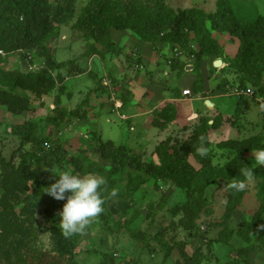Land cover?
Instances as JSON below:
<instances>
[{
    "label": "rangeland",
    "instance_id": "obj_1",
    "mask_svg": "<svg viewBox=\"0 0 264 264\" xmlns=\"http://www.w3.org/2000/svg\"><path fill=\"white\" fill-rule=\"evenodd\" d=\"M89 1L90 0H76V16L83 11ZM234 1V12L242 23L253 22L257 16L264 15V0ZM167 2L174 8L186 9L197 7L205 12L215 11L219 6L218 0H167ZM47 4L55 11L59 1L47 0ZM76 16L71 22L65 24L55 23V26H59L57 36L60 38L65 35L66 37L65 41L58 43L59 45L55 48L58 60L63 61L68 58H73L74 56L77 57L83 51L82 44L80 45L79 43V37L82 38L83 34L74 32L70 27L71 24L75 22ZM95 32L96 30L88 31L87 35L90 39L83 38L85 46L89 43L94 45L91 39L92 35L101 33L98 31ZM215 36L217 37L216 39L219 46H229V48H227L228 57H233L236 53L238 43H233V39L226 33ZM220 39H222V41H220ZM52 41V39L47 40L48 48H51L53 44ZM67 43H69V46L64 50L63 46H66ZM11 56L5 58V56L0 55V66L5 68L4 70L21 69L23 72H32L28 70V64L23 61L21 55L12 54ZM210 56V54L202 55L203 59L202 57L201 59L204 63L199 67L203 75V80L206 81L211 77V74L214 73V69L211 73L204 69V67L207 66L205 65L207 62L210 63V66L213 65ZM38 61L42 60H37L36 62ZM224 63L226 64L225 66L229 65L227 62ZM38 65L41 66V62H38ZM225 71L227 72L228 80H233V70L226 67ZM198 74V69L193 68V70H182L180 74L177 76L175 75L176 85L179 79L183 85L184 82H190L189 85L192 91V98L195 94L193 90L194 82L199 79ZM219 77H221V73ZM215 80L220 79L217 78ZM90 83L89 80L87 87ZM214 85H216V82ZM215 87L216 86H214V88ZM2 89L5 88L2 87ZM22 94L24 93L20 90L17 92L19 98H21ZM27 95L29 96L30 104L32 103L35 108L31 111L30 109L26 110L28 114L25 117L29 118V116H35L44 118L46 114H48L47 108L38 106L39 101L30 93H27ZM73 95H75L73 101H76L79 96L76 93ZM46 97L44 98L48 101ZM221 99H223L222 103L224 106L220 109L221 114L225 115L224 125L227 129L225 130L226 135H224L223 130L221 134L216 135L218 132H215L214 135L211 136V139L209 138L211 145L209 149L214 159L215 168H220L223 164L224 157L230 155L229 151L223 152L218 150L216 143L232 138L229 134L232 127L239 125L241 134L236 136L235 139L241 140L249 136L247 134L248 131L253 132V130H255L261 132L262 123L264 122L262 119L258 123L259 116L263 112L261 113L260 104H257L256 101L244 99L245 101L240 103L238 97L227 95ZM200 105L202 109L205 108L204 103L193 99L189 102L181 103L179 105L180 110L188 114L187 120L184 118L183 123L179 122L180 124L172 126L169 131L162 130V132L156 128L146 130L143 126L146 119L144 120L143 116L136 115V112L134 113L133 109L130 107H128L127 112L133 118L131 121L134 127L133 130H130L128 123L121 121L116 113L105 112L100 119L101 122L97 126V133L102 136V139L111 138L118 141L116 143L124 144L134 149L138 148L144 141H148L149 139L147 137L154 138L156 136L159 139H165L170 136V139L176 141L179 145V147L171 150V158L174 164L183 167L188 166V168L192 165L195 168H199L194 158L189 153L188 148H183L181 142L190 141L193 131L199 128L201 120L196 117V111ZM236 109H238L237 113H235ZM239 110H242L244 115L243 113L241 114ZM122 111L123 109H121L120 112L122 113ZM212 113L215 116H220L219 112L215 110L212 111ZM11 118L12 117L7 113L3 117V120L7 123L13 122L12 124L19 121L22 122V119L17 121ZM219 118L220 117H217V120ZM72 123L70 129L63 131L62 137L55 138L56 141H54V144H60V150L64 151L65 155L61 157L66 160H61V163L57 165L51 164L52 166H50L49 170L43 168L42 171L41 168L44 178L40 181H23L21 179L13 184V189H2L0 193V214L3 213L4 216L15 215L18 223L15 227L8 226L2 223V218L0 219V264H12L7 253L9 251L8 241L13 237L20 239V242L24 244L23 246L29 251L26 256L27 264H39L36 259H32L31 256L35 255L32 253H36V255L42 254L40 264L51 261V259L54 258L53 256L62 258L60 251H58L54 230L58 229L62 232L59 226V213L65 201L54 199L45 192V188L54 183L56 179H58L55 174H59V171L65 168H71L75 172L86 175L89 174V170L93 166H98L105 170V172L101 174L106 180V185L102 189V195L105 198V204L103 206L104 211L98 217L92 219L83 233L72 236L76 243V255L74 257L76 264H135V262L132 263L131 261L136 258V264H186L179 253L184 249L180 246L181 243H184V252H186L188 256H191L201 244L208 246L205 251V259L201 261L200 264H246L243 256L245 252L243 250H246L247 245H245L241 239H238L235 245H231V248L226 245L214 243L221 229L217 224L223 220L226 207L231 200H229V188L232 187V182L227 184L224 180L219 179L215 187L209 186L203 189L202 198L200 199L197 192L192 196L188 195V187L180 186L178 180H169L167 182L165 179L159 181L158 178L155 177L154 171L150 173L146 172V176L142 173L144 180L137 179L139 174L136 168L137 166L130 162L129 154L127 155L124 150L120 148L106 149L103 146L96 145L89 135L84 137L79 133L80 129L77 127L74 120ZM109 125L112 126V129L109 128ZM182 127L188 128V130L184 129L183 131V129H181ZM0 130L1 133H3V131L6 132V128L3 126H0ZM212 130L213 129L210 128L208 133L209 136ZM51 131L52 130L48 133L52 138L55 136V132ZM43 134L47 136V132ZM69 139L71 141H69ZM152 142L153 141H151L149 146L145 149H142L143 158L149 157L148 160H152L155 152V148H153L154 143ZM69 144L72 147H68ZM15 145L16 144L0 140V151L5 158H10L12 147ZM28 146L29 145L26 147ZM101 152H103L104 155H102ZM113 152L116 153L117 160H121L122 163L124 161V163L123 167H119V171L109 178L108 175L111 172L112 166H118L117 163L110 161V155ZM131 153L136 155V153L132 151ZM177 154L180 155L179 159H176ZM72 157L78 160L75 165L71 163L72 161H68L69 158ZM48 160L49 158L44 162L51 163V160ZM14 161L16 165L20 163L19 158ZM252 161L254 163V159ZM40 162L41 161L37 160L34 162L30 158H26L23 163L27 170H33L38 166L42 167L43 163ZM152 164L153 163H151V165ZM76 165H79V169L77 170ZM151 168H154V166L152 165ZM130 179L137 181L130 182ZM255 184L256 182L246 183L244 197L228 222L236 230L242 228L246 222L250 221L253 213L258 209L259 203L256 197L257 187H255ZM135 185L136 187H133ZM113 189L117 191L116 196H111V191ZM25 198H29L28 203ZM195 208L200 209L196 217L194 216ZM26 209L29 211L22 215V212ZM188 232H192L194 236L189 237ZM133 233L137 236V240L132 237ZM102 254H104V257ZM247 264H264V253L260 251L252 252L249 255V263L247 262Z\"/></svg>",
    "mask_w": 264,
    "mask_h": 264
},
{
    "label": "trees",
    "instance_id": "obj_2",
    "mask_svg": "<svg viewBox=\"0 0 264 264\" xmlns=\"http://www.w3.org/2000/svg\"><path fill=\"white\" fill-rule=\"evenodd\" d=\"M58 1L59 4L53 11L52 7L47 4V0H0V49L5 52L7 57L16 52H26L27 54L23 55V61L37 65V70L34 72H23L18 69L4 70L0 66V106H4L12 114H22L30 109L27 93L39 101L38 106L43 107L45 102L42 101V97L49 96L56 90L53 98L54 109L48 108V114L44 119L40 121L30 119L23 124L10 126L11 131L5 132L17 137L18 141L12 147L9 159L5 158L0 151V193L2 189L6 190L5 188L13 189V184L21 179L23 181L42 180L44 176L41 168L42 171L43 168L49 170L51 164L57 165L61 163V160H66L65 158L62 159L65 155L64 151L60 150V144H54V141L61 137L60 130L65 129L62 127L66 124H73V119L67 117L59 103L62 88L60 83L65 77L61 71L66 67V64L57 62L45 43L48 38L58 34L59 26H55V23L65 24L74 20L76 0ZM218 1L219 6L215 11L205 12L197 7L174 8L168 4L167 0H90L83 11L76 16L75 22L70 27L74 32L82 33L84 39H90L87 35L90 30H96V32L114 30L116 32H131L141 41L148 43L169 42L174 44L175 48H181L184 51L188 49V44L195 43L198 46L195 68L198 67L202 55L213 54L216 58L229 63L228 66L220 68V70L224 71L226 67L232 69L239 86L251 85L257 89L259 94L264 96L262 83L264 76V15L257 16L253 22L242 23L234 12V0ZM225 33L238 41V47L233 57L224 55V51L219 46L215 36ZM95 35H92V40L95 39ZM97 37L100 38L98 35ZM37 60H42L38 61L41 62V66L38 65ZM58 85L60 86L58 87ZM199 86V82H197L196 92L200 90ZM19 90L24 93L21 98L17 96ZM237 112L238 109L235 110V113ZM176 114L175 106L169 105L159 114H155L151 124L157 128H163L175 120ZM70 116L84 118L85 114L76 110ZM200 120L199 131L198 129L193 131L190 141L181 142L183 148H188L199 168L192 165L188 168V166L183 167L174 164L171 158V150L179 147V145L170 137L155 147L154 154L158 159V164L151 161H141L139 155H133L131 150L126 147H115L112 141H105L96 145L106 149L120 148L127 155L129 154L130 162L137 166L139 173L137 179L144 180L143 174L146 176V172L154 171L153 173L159 181L165 179L167 182L178 180L180 186L188 187V195L192 196L197 192L200 199L203 189L209 186L215 187L219 179L224 180L227 184L239 181H245L248 184L249 181H246L245 173L252 169L255 175L250 182H256L258 209L253 213L252 219L246 222L242 228L234 229L228 222L240 205L245 191L230 187L229 200H231L226 207L223 220L217 224L221 229L214 241L215 244L226 245L231 248V245H235L236 241L241 239L247 245L246 250H243L247 264L252 252L264 253V230L260 227L264 225V166H256L250 158L246 157V153L264 147V135L257 133L246 139H228L216 143L218 150L229 151L230 155L224 157L220 168H215L214 159L210 152L206 158L201 157L198 154V147L201 136L207 138L206 146L208 148L211 146L208 131L209 128L215 130L219 120L214 119L211 125L208 124L206 118ZM235 127L238 129V126ZM46 130H57L55 137L51 138L49 133L47 136L44 135L43 132ZM92 141L94 140L92 139ZM26 145H30V147L25 148ZM101 153L104 155L103 152ZM179 157L180 155L177 154L176 159ZM18 158L20 163L16 165L14 160ZM26 158H30L34 162L35 160L41 161L42 167L38 166L33 170H27L23 163ZM47 158H49L48 161L51 160V163L44 162ZM68 161H72L71 163L74 165L78 162L73 157L69 158ZM110 161L117 163L118 166H112L108 175L109 178L115 175L124 163V161L122 163L121 160H117L115 152L110 155ZM151 163H153L154 168H151ZM77 169H79V165H76ZM104 172L105 170L98 166H93L89 170V173L100 175ZM136 181L130 179V182ZM28 200L29 198L27 203ZM27 211L29 210H24L22 215ZM199 212L200 209L195 208L194 216L196 217ZM3 216V213L0 214V219L2 218L1 221L5 225L14 227L17 225L18 220L15 215ZM54 231L58 251H60L62 258L53 256L54 258L45 264H76L74 261L76 255L74 237L65 238L58 229ZM188 235L189 237L194 236L192 232H188ZM132 237L137 240L134 233ZM20 241L14 237L8 241L7 256L10 257L12 264H27L26 256L29 251ZM180 246L184 248L179 253L186 264H200L205 259L207 245L201 244L191 256L184 252V243H181ZM32 254H35L31 256L32 259H36L40 264L42 254L40 253L41 256L40 254L36 255V253ZM131 262L136 264L137 258Z\"/></svg>",
    "mask_w": 264,
    "mask_h": 264
},
{
    "label": "crops",
    "instance_id": "obj_3",
    "mask_svg": "<svg viewBox=\"0 0 264 264\" xmlns=\"http://www.w3.org/2000/svg\"><path fill=\"white\" fill-rule=\"evenodd\" d=\"M97 35H99L100 38H98ZM48 39L53 40L51 48H48L47 41L45 44L54 56V59L57 62H63L66 64V67H64V69L61 71L63 75L65 74V77L60 83L62 87L60 90L61 96L59 98L60 107L63 108L64 112H66L67 117H70L75 121L77 127L80 129L79 133L84 137L89 135L91 137V140H94L93 142L95 144H99L105 141H112L115 147H126L132 152L136 153V155H139L141 161H151L158 164V159L155 154H153L152 160H148L149 157L143 158L142 149H145L147 146H149V143L151 141H153V148H155L161 141L170 137L168 136L165 139H159L156 136L154 138L147 137L149 140L141 143L140 146L136 149L129 148L124 144L116 143L118 141L111 138L102 139V136L97 133V126L101 122L100 119L103 117L105 112H112L111 102L109 99H107L109 96L108 90L103 86L101 81L102 76H107L116 83H122L125 85L123 86L124 88L122 87V92L120 91L118 93V98L120 99V94L123 96L122 102L124 104V108L122 113L126 116V119H122L120 116H117L121 121L128 123L130 130H133L134 127L131 124L133 118L127 112L128 107L132 108L133 112H136V115L143 116L144 120L146 119V122L143 124L146 130L156 128L160 132H162V130L169 131L172 126H177V124H180L179 122L183 123L184 118L185 120H187L188 114L183 113L180 110L179 105L181 103L189 102L193 99L205 104L204 109H202L201 105L199 106L198 110L196 111L197 116L194 114L199 118V120L201 118H206L208 120V124L211 125L213 119H217V117L222 118L221 120H219V126H217L216 129L212 130V133H210L209 138L211 139V136L214 135L215 132H218L216 133V135L221 134L223 130L224 135H226L225 130L227 129V127L224 125L225 115L221 114L220 109L224 106V104L222 103L223 99L221 98L225 97V90L227 88L233 86L234 84H238V82L237 80H235V75H233V80H228L227 72L225 71L226 68H224V71L220 70V68L225 67L226 64L222 62L221 59L216 58L215 55L210 54V57L212 59L211 63H213V65L210 66V63L207 62L205 64L207 66L204 67L205 71L210 73L214 69V73L211 74V77L207 81L203 80V75L199 68L204 63L202 60L203 57L200 60L199 66L197 67L199 71V79L194 82L193 86L195 94L193 98H188L182 95V91L185 89H189L191 91V87L189 85L190 82H184L183 85V83L180 82L179 79L177 81V86L175 75L177 76L178 74H180V71L182 70H193L196 65L194 62L191 65H187L190 62L186 60V58H182L180 60H176L175 63L170 66L168 64V58L175 50L174 44L172 43L156 42L153 44L141 41L135 34L131 32H116L114 30H107L95 35V39L93 40L94 45L89 43L87 46H85V43H83V38L79 37V43L80 45L82 44L83 47L82 53L77 57L74 56L73 58H68L61 61L57 59L55 48L59 45L58 43H62L63 41H65V35L61 36L60 38L57 35H53ZM220 41H222V39H220ZM232 42L236 44L238 43L236 39H233ZM68 46L69 43H67L66 46L64 45V50ZM221 46L224 51V55L228 56L227 48H229V46ZM217 61H221V65L214 66V63L217 64ZM136 66H138V68ZM182 66L183 68H181ZM68 71L69 73L67 74ZM220 73L221 77H219ZM111 74H113L114 76ZM212 77L214 80L212 79ZM217 78H219L220 80H215ZM89 80L91 83L87 87V83ZM197 82H199L200 90L196 92L195 90ZM215 82L216 85H214ZM262 83L264 85V76ZM60 85H58V87ZM214 86L216 87L214 88ZM246 86L254 89L255 93L254 96L251 97V101H256L257 104H260L259 106L261 108V113L263 112L259 116L258 123L262 119L264 121V96L259 94L257 89L252 87L251 85L247 84ZM55 91L56 90H54L52 94L49 95V97H42V101L45 102L43 107L47 108V113L48 108L54 109L53 98L55 95ZM74 93L79 96L76 101H73V97L75 96L73 95ZM44 97L48 98V101L45 100ZM241 102L242 101H240V103ZM169 105L175 106L177 110L175 120L172 123L167 124L163 128L152 126L151 122L155 114H159L161 110ZM34 108V105L31 103L30 111ZM76 110L84 113L85 117L75 118L73 116H70V114ZM214 110L216 112H219L220 116H215L212 113V111ZM239 111L244 115V112L242 110ZM0 112V126L5 127L6 131L8 130V132L11 131L10 126L12 125L23 124L25 121H28L30 119L37 121L44 119L42 117L35 116H29V118H27L25 116L28 114V111L22 114H12L11 112L7 111L4 106H0ZM7 113L10 117H12L11 119H16L17 121L22 119V122L19 121L15 124H12L13 122H4L3 117ZM109 128L112 129V126L109 125ZM181 129H183V131L184 129L188 130V128L185 127H182ZM238 129L235 127L231 128L229 134L232 138L229 139H235L236 136L241 134V129ZM262 130L261 132L255 130H253V132L248 131L247 134L249 136L246 135L247 137H244L243 139L254 136L257 133H261L264 135V124H262ZM3 133H1L0 130L1 141H6L11 144L17 143V137L15 138V136L7 134L5 133V131H3ZM69 141L71 140L69 139ZM29 147L30 145L25 148ZM68 147L72 146L69 144ZM246 157L250 158L251 160L254 159L252 152L246 153Z\"/></svg>",
    "mask_w": 264,
    "mask_h": 264
},
{
    "label": "clouds",
    "instance_id": "obj_4",
    "mask_svg": "<svg viewBox=\"0 0 264 264\" xmlns=\"http://www.w3.org/2000/svg\"><path fill=\"white\" fill-rule=\"evenodd\" d=\"M190 45H194L197 49L191 50V48L189 47ZM178 49L182 51L183 55L179 58L172 59L171 57L174 54V51ZM175 50L173 51L172 55L168 58V64H169V61L171 60V64H169L170 66L173 65L176 60H180L182 58H186V60L190 62L187 65H191L193 62L195 63L196 53L198 51V46L195 43L188 44V49H187L188 52L187 50L184 51L181 48H175ZM1 51L3 52V54H0V55L7 57L5 55V52L3 50ZM13 54H19L23 57V55L27 53L26 52H16ZM192 54L194 55L193 60L190 59V56ZM27 58H30V57H27ZM26 64H28L27 66L29 68L28 69L29 71L34 72L37 70V65L30 64L28 62H26ZM136 67L138 68V66ZM101 81H102L103 86L106 87V89L108 90L109 96L107 99H109L111 102L112 112L116 113L122 119H126V116L120 112L121 109L124 108V104L121 98L122 95L120 94V99L118 98V93L120 91L122 92L123 90L122 87L125 85L122 83L121 84L116 83L115 81H113L107 76H102ZM235 86L241 89H244V90L250 89L252 91V95L238 97L239 101H245L246 99L248 98L251 99V97L254 96L255 92L253 88L248 87V86L241 87L238 84H234L233 86H230L229 88H227L225 94L227 96H231L229 94V90ZM188 98H192V93H191V96ZM118 104H120L119 107H117ZM70 127H71V124H68V125L66 124L62 127L65 129L60 130L59 133L61 137H62L63 131L70 129ZM238 128H239V125H238ZM56 131L57 130H54L55 133ZM44 132H47L48 134L49 131L46 130ZM206 139H207L206 137L201 136L199 138L200 144L198 147V154L204 158H206L210 152V149L206 146ZM252 154H253L254 163L256 164V166H264V147L258 148L255 152H252ZM254 175L255 174L253 173L252 169L248 170L245 173L246 181H249V182L252 181ZM55 176H57L58 179H56V181L52 183L50 186L45 188V192L56 200L65 201V203L62 206V210L59 213V217H60L59 226H60V229L62 230V234L64 235V237L70 238L75 234L83 233L86 227L92 221V219L98 217L104 211L103 206L105 204V198L102 195V188L103 186L106 185V180L101 175L94 174V173L82 175L78 172H75L71 168H65L64 170L59 171V174H55ZM232 187L235 188L236 190L242 191L246 187V182L245 181L235 182L233 183ZM116 195H117V191L113 189L111 191V196H116ZM260 227L262 230H264V225H261Z\"/></svg>",
    "mask_w": 264,
    "mask_h": 264
},
{
    "label": "built area",
    "instance_id": "obj_5",
    "mask_svg": "<svg viewBox=\"0 0 264 264\" xmlns=\"http://www.w3.org/2000/svg\"><path fill=\"white\" fill-rule=\"evenodd\" d=\"M189 47L191 48V50H192V49H193V50H196V49H197L194 45H190ZM0 54H3V52H2L1 50H0ZM182 55H183L182 51H181L180 49H178V50H175V51H174V54L172 55L171 58H172V59L179 58V57H181ZM190 59H191V60L194 59V55H193V54L190 56ZM169 64H171V60L169 61ZM229 94H230L231 96H236V97L249 96V95H252V91H251L250 89H246V90H244V89H241V88L235 86V87H232V88L229 90ZM182 95H183V96H186V97H187V96L190 97V96H191V92H190V90L185 89V90L182 91ZM119 106H120V104L117 105V107H119Z\"/></svg>",
    "mask_w": 264,
    "mask_h": 264
},
{
    "label": "water",
    "instance_id": "obj_6",
    "mask_svg": "<svg viewBox=\"0 0 264 264\" xmlns=\"http://www.w3.org/2000/svg\"><path fill=\"white\" fill-rule=\"evenodd\" d=\"M221 65V61H217V64L214 63V66Z\"/></svg>",
    "mask_w": 264,
    "mask_h": 264
}]
</instances>
